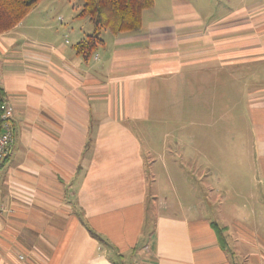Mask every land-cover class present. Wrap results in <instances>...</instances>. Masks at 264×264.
<instances>
[{
    "label": "crops",
    "instance_id": "crops-1",
    "mask_svg": "<svg viewBox=\"0 0 264 264\" xmlns=\"http://www.w3.org/2000/svg\"><path fill=\"white\" fill-rule=\"evenodd\" d=\"M210 2L154 0L140 29L105 33L87 59L75 44L93 31L56 44L44 16L23 28L34 8L0 33V89L15 109L0 264H264V0L205 23ZM225 66L257 79L246 134L260 225L200 198L205 129L172 107L187 72Z\"/></svg>",
    "mask_w": 264,
    "mask_h": 264
},
{
    "label": "rangeland",
    "instance_id": "rangeland-1",
    "mask_svg": "<svg viewBox=\"0 0 264 264\" xmlns=\"http://www.w3.org/2000/svg\"><path fill=\"white\" fill-rule=\"evenodd\" d=\"M83 1L40 0L34 7L32 16L24 20L23 28L32 22L34 14H39L49 19L52 33L48 36L56 39V44L72 45L77 42L81 33L92 32L94 29L89 15L81 14ZM211 1L204 13L205 23L222 18L242 5L261 0ZM223 21L230 22V19L227 17ZM32 32L36 39L41 35L37 29ZM105 33L109 36L112 33L107 26L102 30V38ZM96 53L97 51H94L93 55ZM187 75L190 79L189 85H184V96H179L184 99L181 101L179 98V101L172 103V107H182L184 111H188L189 115L185 117V121L191 130L196 131L198 126H204L205 129L202 139L205 140L206 147L201 156L204 158L203 164H200L204 169L203 173L201 170L200 173L204 175L206 189L203 190L204 194H201L203 191L200 189V198H204L210 207H222L225 219L240 211L249 216L251 222L260 225L263 220L261 221V212L256 206L258 198L254 199V195H258L256 182L253 180L256 174L252 163L251 143L246 134L248 93L253 84H257V79L253 78L252 83L248 70L244 67L239 77H235L229 66L217 70L205 69L196 74L190 71ZM167 98L171 102L173 97L166 95L164 100ZM166 104L168 103H163ZM213 142L220 143V148L218 149L217 145H214V148ZM213 189H216L217 193Z\"/></svg>",
    "mask_w": 264,
    "mask_h": 264
},
{
    "label": "trees",
    "instance_id": "trees-1",
    "mask_svg": "<svg viewBox=\"0 0 264 264\" xmlns=\"http://www.w3.org/2000/svg\"><path fill=\"white\" fill-rule=\"evenodd\" d=\"M40 0H0V33L15 27ZM154 0H84L81 14H87L93 23V32L75 44L87 59L102 42V30L111 32L136 31L142 26L143 11L151 8ZM106 25V26H105ZM5 93L0 89V98ZM94 236L101 238L90 230Z\"/></svg>",
    "mask_w": 264,
    "mask_h": 264
},
{
    "label": "built area",
    "instance_id": "built-area-1",
    "mask_svg": "<svg viewBox=\"0 0 264 264\" xmlns=\"http://www.w3.org/2000/svg\"><path fill=\"white\" fill-rule=\"evenodd\" d=\"M14 115V107L6 105L5 100L3 101L0 98V169L8 158L15 141ZM6 210L5 204L0 201V213Z\"/></svg>",
    "mask_w": 264,
    "mask_h": 264
}]
</instances>
